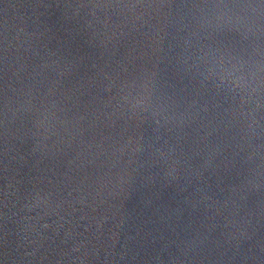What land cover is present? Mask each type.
<instances>
[{
    "label": "water",
    "instance_id": "95a60500",
    "mask_svg": "<svg viewBox=\"0 0 264 264\" xmlns=\"http://www.w3.org/2000/svg\"><path fill=\"white\" fill-rule=\"evenodd\" d=\"M0 264H264V0H0Z\"/></svg>",
    "mask_w": 264,
    "mask_h": 264
}]
</instances>
